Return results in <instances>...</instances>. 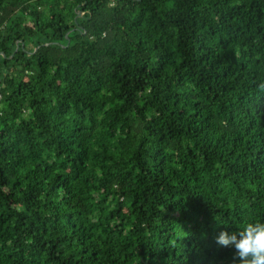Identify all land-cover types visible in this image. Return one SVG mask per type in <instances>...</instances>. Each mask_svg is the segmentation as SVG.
Listing matches in <instances>:
<instances>
[{"label": "trees", "instance_id": "1", "mask_svg": "<svg viewBox=\"0 0 264 264\" xmlns=\"http://www.w3.org/2000/svg\"><path fill=\"white\" fill-rule=\"evenodd\" d=\"M256 221L264 0H0V264H231Z\"/></svg>", "mask_w": 264, "mask_h": 264}, {"label": "clouds", "instance_id": "2", "mask_svg": "<svg viewBox=\"0 0 264 264\" xmlns=\"http://www.w3.org/2000/svg\"><path fill=\"white\" fill-rule=\"evenodd\" d=\"M216 242L234 249L231 264H264V221L249 222L231 232L224 228L216 236Z\"/></svg>", "mask_w": 264, "mask_h": 264}]
</instances>
